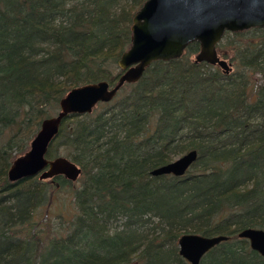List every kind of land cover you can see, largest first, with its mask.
Wrapping results in <instances>:
<instances>
[{
  "label": "trees",
  "instance_id": "obj_1",
  "mask_svg": "<svg viewBox=\"0 0 264 264\" xmlns=\"http://www.w3.org/2000/svg\"><path fill=\"white\" fill-rule=\"evenodd\" d=\"M144 1L0 0V264H188L184 233L227 237L199 264H264L237 236L264 230V27L223 33L226 74L195 63L191 42L100 110L66 117L47 150L81 169L65 233L46 242L35 212L47 199L39 185L71 181L7 179L68 90L116 82ZM192 149L184 175L150 174Z\"/></svg>",
  "mask_w": 264,
  "mask_h": 264
},
{
  "label": "water",
  "instance_id": "obj_2",
  "mask_svg": "<svg viewBox=\"0 0 264 264\" xmlns=\"http://www.w3.org/2000/svg\"><path fill=\"white\" fill-rule=\"evenodd\" d=\"M254 27H264V0H145L132 17L131 44L117 60L121 73L116 82L101 80L68 90L59 99L57 112L42 119L28 149L13 159L7 179L16 182L31 177L52 180L62 176L76 182L81 169L75 162L64 156L47 158L48 147L67 116L91 113L99 103L112 101L124 84L137 82L151 63L181 57L191 42L200 45L195 63L206 62L226 74L231 67L219 57L215 45L225 31ZM197 157L196 150H189L152 169L150 174L182 176ZM237 236L264 259L263 229L244 228ZM226 238L220 234L184 233L177 242L179 254L188 264H199L210 249Z\"/></svg>",
  "mask_w": 264,
  "mask_h": 264
},
{
  "label": "rangeland",
  "instance_id": "obj_3",
  "mask_svg": "<svg viewBox=\"0 0 264 264\" xmlns=\"http://www.w3.org/2000/svg\"><path fill=\"white\" fill-rule=\"evenodd\" d=\"M82 0H68L69 4H73L76 2H81ZM124 5V4H123ZM217 51V50H216ZM217 54L220 58L224 59L227 63H229L230 67H232V62L229 60V57L223 56L217 51ZM253 78L259 79L258 75H254ZM119 93L117 94V96ZM101 106L98 104L95 107V110H100ZM58 110L57 107L51 110V115H54ZM3 140V139H2ZM1 143V141H0ZM28 149V148H27ZM184 151H181L175 154L172 157V160H175L182 154ZM171 160V161H172ZM81 182L79 179L76 182H72V184H64L63 186L54 185V184H41L39 185V190L46 193L47 199L42 204L37 211L35 212V217L38 220H41L43 223V238L46 242H48V235H56L58 233H65V227L68 226L69 222L72 220L76 213V206L74 202V190L80 187ZM120 221V220H119ZM120 223H115L113 226H118ZM48 229V230H45ZM110 229V226H109Z\"/></svg>",
  "mask_w": 264,
  "mask_h": 264
},
{
  "label": "flooded vegetation",
  "instance_id": "obj_4",
  "mask_svg": "<svg viewBox=\"0 0 264 264\" xmlns=\"http://www.w3.org/2000/svg\"><path fill=\"white\" fill-rule=\"evenodd\" d=\"M36 178H38V177H36ZM50 180V179H49Z\"/></svg>",
  "mask_w": 264,
  "mask_h": 264
}]
</instances>
